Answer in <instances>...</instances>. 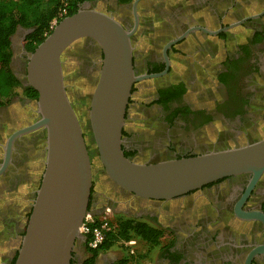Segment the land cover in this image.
Here are the masks:
<instances>
[{"label": "flooded vegetation", "instance_id": "obj_1", "mask_svg": "<svg viewBox=\"0 0 264 264\" xmlns=\"http://www.w3.org/2000/svg\"><path fill=\"white\" fill-rule=\"evenodd\" d=\"M258 1L92 0L79 5L87 3L88 9L114 17L131 32L134 76L143 79L133 83L125 110L122 149L127 158L155 163L264 138V5L258 12L245 10ZM81 40L88 52L82 66L96 80L102 53L90 40ZM79 41L61 57L63 74L73 62L62 59ZM13 45L12 37L11 49ZM26 47L12 51L10 63L24 89L30 54ZM66 81L64 77L70 100ZM16 99L35 106L23 113L26 122L19 110H12ZM35 103L17 95L0 107V169L5 165L0 193L19 191L21 184L29 193L25 207L14 208L6 264L17 257L44 171L43 129L10 142L39 119ZM102 174L100 185L111 193L91 187L88 212L97 214L108 206L115 217L144 223L159 233L157 245L144 243L148 264H264V173L251 187L248 175L228 177L170 200L125 193ZM75 244L90 256L84 240ZM77 252L74 245L71 264H85L87 259ZM118 262L100 252L94 264Z\"/></svg>", "mask_w": 264, "mask_h": 264}, {"label": "water", "instance_id": "obj_2", "mask_svg": "<svg viewBox=\"0 0 264 264\" xmlns=\"http://www.w3.org/2000/svg\"><path fill=\"white\" fill-rule=\"evenodd\" d=\"M130 36L114 17L88 9L86 3L62 19L28 55L25 85L38 95L39 119L10 142L43 129L45 160L14 264H71L75 243L83 241L79 227L89 213L92 167L86 139L66 95L61 63L63 53L81 39L90 40L102 53L88 121L98 162L112 185L140 198L170 200L228 177L248 175L251 187L264 173V138L155 163L135 162L124 155L125 110L133 83L143 79L134 76Z\"/></svg>", "mask_w": 264, "mask_h": 264}, {"label": "trees", "instance_id": "obj_3", "mask_svg": "<svg viewBox=\"0 0 264 264\" xmlns=\"http://www.w3.org/2000/svg\"><path fill=\"white\" fill-rule=\"evenodd\" d=\"M86 1L92 0H66V2L62 0H0V107L8 105L19 93L33 100H37L38 96L32 88H22L21 83L10 68L12 58L11 39L17 29L29 31L25 38L26 49L29 53H32L51 32L49 29L50 23L57 17L60 9H66V16L63 17L65 18L75 14L79 5ZM94 187L95 183L92 181V189ZM115 218L117 229L107 236L106 241L99 250H89L90 256L85 264H94L98 253L105 252L115 245L130 240H137L152 246L157 245L159 233L146 224ZM117 264H128L127 258L120 260Z\"/></svg>", "mask_w": 264, "mask_h": 264}, {"label": "rangeland", "instance_id": "obj_4", "mask_svg": "<svg viewBox=\"0 0 264 264\" xmlns=\"http://www.w3.org/2000/svg\"><path fill=\"white\" fill-rule=\"evenodd\" d=\"M62 1L66 2V0H62ZM249 5H251V3H248V7ZM263 5L264 2L259 0L258 2H256L255 5H252L249 8L246 7L245 10L258 12L259 10H261ZM233 33L237 34L236 31ZM27 34H28L27 30L19 29L18 34L16 36H13L14 45L12 51H15L16 53L19 52V49H21V47L26 44L25 38ZM84 43L85 42L82 40L77 42L73 46V48H71V50L66 54L67 56L62 59L66 64L70 63L69 60L73 62L72 68L70 70L64 71L63 75L65 78H67L66 85L69 92L70 101L76 109L81 126L83 127V132L85 133L83 134L85 135L86 145L90 155L91 167H92V181L95 183L94 188L96 191L101 189L103 192L108 194L111 193V190H109V188L104 186L102 183L100 185V181L104 176L102 174L101 167L99 166L96 150L89 129L88 111H89L91 94L95 87L96 80L94 78L95 75L92 76L88 75L86 69L82 66V63L84 62L88 53L85 51ZM18 96H22L21 93H19ZM15 107L16 108L12 110L15 109L19 110L22 123L26 122L24 121L26 118H23L24 116L23 113L27 112L29 114L30 111L33 112L35 110V106H28L24 101H21L19 99H16ZM43 149L45 150V141H44ZM33 159H31V161ZM41 161L44 162V158H42ZM99 171L101 172L99 173ZM19 189H20L19 191H13L14 193L7 191H2L0 193V264L7 263L9 250L12 248L11 239L14 236L13 221H12L13 217L15 216L14 208L18 204L20 205L19 207L20 209L24 208L26 204V202L24 201L27 199V195L29 194L27 191H25L26 187L22 186V184L19 187ZM30 190L31 188L29 189V191ZM7 207H9L8 214L6 211ZM133 241L136 242L135 245L133 246L134 247L133 255L130 254L128 248L124 247L123 244L121 243L106 250L104 252L105 257L119 261L124 258H127L128 264L131 263L147 264V261H145L144 259L145 257L143 255L144 243L137 240H133ZM75 250L78 251L77 252L78 256L81 259H87L89 257L88 251L86 252V249L84 247H81V244H75ZM2 257H4V259H2Z\"/></svg>", "mask_w": 264, "mask_h": 264}, {"label": "built area", "instance_id": "obj_5", "mask_svg": "<svg viewBox=\"0 0 264 264\" xmlns=\"http://www.w3.org/2000/svg\"><path fill=\"white\" fill-rule=\"evenodd\" d=\"M66 9H60L57 17L50 23L49 29L52 30L59 19L66 16ZM117 229L116 218L110 207H105L97 214L88 213L84 218L82 225L79 227V234L83 238L86 247L90 251H97L101 248L109 234H112ZM135 241L130 240L122 243L127 247L130 254H134ZM136 264V263H131Z\"/></svg>", "mask_w": 264, "mask_h": 264}, {"label": "crops", "instance_id": "obj_6", "mask_svg": "<svg viewBox=\"0 0 264 264\" xmlns=\"http://www.w3.org/2000/svg\"><path fill=\"white\" fill-rule=\"evenodd\" d=\"M148 264V263H147Z\"/></svg>", "mask_w": 264, "mask_h": 264}]
</instances>
